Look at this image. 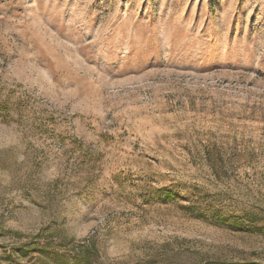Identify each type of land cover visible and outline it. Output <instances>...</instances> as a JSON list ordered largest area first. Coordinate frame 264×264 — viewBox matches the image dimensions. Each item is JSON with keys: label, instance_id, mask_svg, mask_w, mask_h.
Here are the masks:
<instances>
[{"label": "rangeland", "instance_id": "374dc122", "mask_svg": "<svg viewBox=\"0 0 264 264\" xmlns=\"http://www.w3.org/2000/svg\"><path fill=\"white\" fill-rule=\"evenodd\" d=\"M0 264H264V0H0Z\"/></svg>", "mask_w": 264, "mask_h": 264}, {"label": "trees", "instance_id": "16d2710c", "mask_svg": "<svg viewBox=\"0 0 264 264\" xmlns=\"http://www.w3.org/2000/svg\"><path fill=\"white\" fill-rule=\"evenodd\" d=\"M25 254L27 255L28 253H25ZM26 255H25V256H26ZM59 258H62V257H61V256H57V259H59ZM76 258H77V261L79 262V261H80L79 258H78V257H76ZM77 261H76V262H77Z\"/></svg>", "mask_w": 264, "mask_h": 264}]
</instances>
